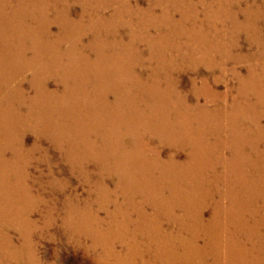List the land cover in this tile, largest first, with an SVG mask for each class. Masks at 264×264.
<instances>
[{
    "label": "bare ground",
    "instance_id": "obj_1",
    "mask_svg": "<svg viewBox=\"0 0 264 264\" xmlns=\"http://www.w3.org/2000/svg\"><path fill=\"white\" fill-rule=\"evenodd\" d=\"M183 1L186 9L194 10L192 13L183 12L185 21H201L210 26L244 21L237 10L224 8L225 0H215L220 4L218 9L213 3L209 5L208 0L207 3L205 0ZM120 4L131 13L130 20L138 13L128 10L132 6L127 0ZM199 4L203 6L201 10ZM161 5L152 3L149 7L153 10ZM50 10H59L58 1L0 0V264H7L9 259L19 261L18 249H21L14 241V235L10 231L5 234L2 229L11 227L19 231L21 223L37 227L28 212L32 205H39V200L34 202L31 198L26 201L34 192L28 185L30 175L24 163H29L26 155L39 151L47 156L49 149L59 151L63 159L84 177V183L92 186L88 190L91 195L96 194L99 199L104 195L110 197L112 194L113 198L122 195L124 201L127 200L122 203L112 200L116 204L115 211L102 204L101 211L107 214V220L101 214L94 217L83 211L78 214L79 219L67 220V217L61 216L63 226L71 229L70 239L77 246L83 247L86 241L85 249L99 251L100 256L92 258L94 264H202L196 255L208 253L211 241L217 238L216 234H212L215 230L208 229L203 246L195 239L185 240L184 232L189 229V221H193L190 225L192 230L204 222L202 214L209 206V200L215 199L205 176L209 168L215 171L223 166L237 174L231 182H227L224 174L217 173L209 181L219 184L224 181L219 187L221 198L231 203L227 208L238 206L243 213L238 212L240 217L230 224L233 225L230 229L233 235L224 232V237L233 238L234 232L245 231L249 232L250 239L256 236L255 231H259L255 228L257 222L264 226V215L261 220L254 221L251 210L256 197H259L258 179L264 183V170L258 168L261 162L264 164V79L262 83L257 81L258 65H251L250 74L245 73L244 79L241 71L235 73L242 84L240 96L233 94L234 101L228 102L231 89L226 88L222 96L226 101L223 108L226 119L222 122L219 109L213 111L208 105L216 103L215 95L206 100L208 104L197 101L192 105L188 102L187 92L181 89V81L174 75L176 69L166 66L161 59L163 51L158 49V43L151 39L149 42L135 41L141 38L136 34L127 39L122 33H117V24L98 22L100 15L96 19L91 17L96 24L89 31L95 39L90 44H84L82 39L75 43L70 40L67 25L61 23V27L57 25L59 30H54L53 25L59 23V19H49ZM94 12L97 11L90 10V13ZM165 13L156 21L152 18L155 16L153 11L146 13L145 19L139 13L136 17L148 31L153 29L161 34L163 27L169 23ZM200 13L204 16L201 17ZM246 14L245 20L252 22L251 14ZM261 30L260 26V33ZM227 31L223 28L224 34ZM201 33L203 36L198 38H203L201 43L205 45L204 41L211 37L209 33L212 32L204 29ZM227 39L226 36L222 40L223 50L226 46H237V42L233 43L234 39L229 42ZM126 40L130 43L125 44ZM218 40L221 42V39ZM139 43L146 46L147 56L142 52L143 46L139 48ZM229 48L227 55L232 58ZM115 54L128 58L129 64L118 57L112 59ZM242 55L239 60L245 61L246 57ZM261 65L264 70V63ZM163 83L167 89L162 88ZM29 137L32 144L28 142ZM43 142L48 143L49 149ZM226 150L230 151V156ZM214 153H218L217 161L210 164L207 156H214ZM44 159L50 161L47 157ZM250 167L253 174L248 173ZM155 172L160 174L157 182L151 180ZM10 176H13L14 182L9 181ZM138 199L142 201L137 204L135 200ZM219 201L214 206L215 214L211 220L218 229L217 224L222 222L218 217ZM136 204L138 208H135ZM51 205L50 217L45 220L49 227L58 220L54 217L58 207ZM147 205L152 206L153 213L155 210L164 212L168 220L176 222L178 231L165 233L161 225L160 234L150 231L154 216H147ZM127 206L135 208L138 213V233H145L147 243L152 245L149 255L141 252L138 244L126 243L131 217L128 216L129 220L122 223L127 230L117 231L113 225L117 216L126 212ZM177 208L182 210L178 216L175 214ZM255 211L257 213L258 210ZM231 217L227 218L234 221L236 216L233 213ZM249 221L255 224L247 225ZM112 231L123 236L119 240L121 248L109 243ZM229 246L233 248L234 241ZM229 246H226L227 251L231 250ZM255 258L259 263L263 262L264 253L259 252ZM244 262L252 260L244 259Z\"/></svg>",
    "mask_w": 264,
    "mask_h": 264
},
{
    "label": "rangeland",
    "instance_id": "obj_2",
    "mask_svg": "<svg viewBox=\"0 0 264 264\" xmlns=\"http://www.w3.org/2000/svg\"><path fill=\"white\" fill-rule=\"evenodd\" d=\"M52 1L53 2L58 1V8H59L58 11L50 10V12L48 13L49 19L52 20V19H55L56 17L59 19V23H55L56 25L54 24L53 28L54 30L56 29L55 31H58L59 30L58 26L61 27V23L67 25L69 37L72 42L76 43L78 39L80 40L82 39V42L84 44H90V42H92L95 39V37H93L94 35L91 34L89 29L93 25L96 24L94 23L95 21H92L91 17H95L96 19L100 15L101 17L98 20V22L104 21L105 23L106 21L104 25L117 24L118 29H119L117 30L118 31L117 33L119 35L122 33L121 35L126 36L127 39L129 38L131 39L133 37V34H136L138 37H141V38L137 37L138 39H134L135 41L143 40L144 42H149V39H151L154 43H158L159 44L158 49L163 51L161 53V59L164 61L166 66L176 69V72L174 73V75H177V77H179V80L181 81V84H180L181 89L187 92L188 100H189L188 102L192 105H195L197 101L201 102L202 104H208L206 102L208 100H211V98L215 95L216 103H210L208 105L213 111L216 109L217 110L219 109L220 114H221L220 119L222 120V122L226 119L225 110L223 109L226 106V103H225L226 101L222 99L224 97L223 93L226 92L228 88L231 89L230 90L231 95L228 98L229 101L227 100L228 102L234 101L233 94L240 96V86L242 84H240L241 82L239 80V76L235 77L236 76L235 73L241 71L242 73L241 75L244 79L246 74H250V69H249L250 66L258 65L257 67L258 74L256 77L257 81L260 80L261 82H258V83H262L264 79V70L261 68L262 67L261 63H264V56H263L264 55V30H263L264 29V21H263L264 20V7H263L264 0L263 1L262 0H254V1L252 0H242V1L241 0H234V1L225 0L224 8L230 9L231 11L237 10L241 16V19L244 21L242 23H232V24L231 23H226V24L219 23V25H216V26L214 25L210 26L208 23H203L201 21L197 23H195L194 21H185L182 15L183 12L185 11V13H187L188 11L189 13H192L194 12V10L193 8L186 9L182 4V2H184L183 0H127L128 3L132 6V8L129 7L128 10L130 9L131 11V9H133L132 11L134 13L138 12L143 19H145L146 13L153 11L155 16H152V18H154L156 21V20H159L161 18L160 16L166 12L165 16L166 15L167 16L165 18L169 20V23L167 26L163 27L164 31L162 30L161 34L153 29L148 31L145 25L138 22V17H136L138 13L136 14V16L132 17V20H130L131 13L129 11H126L125 8L123 9L122 4H120V2L123 0H114L115 2L113 0H52ZM198 1L199 0H194V2H198ZM152 3L154 4L159 3L163 5L155 7L152 10L149 7ZM205 3H207L206 0H205ZM208 3L209 5L213 3L215 5L214 8L216 9H218V6L220 7V4L215 0H208ZM41 7H42V11H44V4ZM202 7L203 6L200 5L198 8L201 10ZM91 9H94L97 12L90 13ZM245 11L251 14L250 17L252 18V22L245 20L247 18V14ZM201 13H200L201 17L204 16ZM204 13L206 14L205 10H204ZM106 17L107 18L110 17V18L105 19ZM171 19L175 20V22L171 21ZM171 22H173L174 25ZM119 25L120 27L122 26L124 30L120 28ZM260 26L262 29L261 33H260ZM223 28H226L228 30L226 34L223 33ZM204 29L205 30L209 29L212 32V33H209L210 34L209 36L211 37H208V40L204 41L206 43L205 45L201 43L203 42V38L201 39L198 38V36L199 37L203 36L201 32H203ZM237 29H240V30L237 31ZM70 30H71V33H70ZM226 36L228 38L226 40L227 42L231 41L232 39H234L233 40L234 42L232 41L233 43L237 42V46L234 45L236 48L234 46L230 48L226 46L225 50H223V46H221L223 43L222 40L224 41ZM218 39H221V42H219ZM124 43L128 44L130 43V40H126ZM138 46L139 48L143 46L141 49L145 56L149 54L148 50L146 51V46L140 43L138 44ZM228 48L231 51L232 58H229L228 57L229 55H227ZM165 49L167 50V52L165 51ZM241 55L243 57L244 56L246 57L245 59L246 63L245 61H243L244 59L239 60L242 58L240 57ZM92 57H94L93 54H92ZM115 57H118L121 59V61H124L126 64H129L128 58H125L123 55L119 56V54H115L111 56L112 59H115ZM254 61H255V64H254ZM125 75L128 76L129 75L128 72H126ZM126 81L129 84H131L130 79L126 78ZM163 85L164 87L162 86L161 87L163 89H167L165 83H163ZM240 99H242V97ZM257 112H260V111H257ZM252 115L256 116L254 114ZM30 137H29L28 142L29 144H32V138ZM43 144L46 145V147L49 149L48 143L43 142ZM226 151H227V155L230 156V151L229 150H226ZM217 155L218 153H214V156L208 155L207 162L210 164H213L214 162H216ZM26 157H28L26 160H28L29 163L25 162L24 166L26 167V170H27L26 172L28 173V175H30L28 178L30 180L28 181L29 184L26 183L25 185L28 184L29 186H31L32 192H34V195L32 194L31 196L28 197L27 200L26 199L24 200L28 202L31 198L34 199V202L39 200V205L37 206L32 205L33 207H31V210H29L28 212L30 218H32V220L37 223V227H30L25 223L24 224L21 223V226H19L20 228L19 231H16L15 228H11V227H8L7 229L5 227L2 229V231L5 234L10 231V233L14 235V241L19 246L18 248L22 249V250L18 249L20 260L14 261V260L9 259L7 261V264H10V263L11 264H22V263L23 264H27V263L33 264L35 262H36L35 264H94L92 263V258L96 257L97 255L100 256L99 251L97 253L96 251L95 252L93 250L91 251V248L85 249V244L87 243L86 241L83 247L77 246L74 240L70 239L71 229L63 226V220L61 219V216L63 215L62 217H67V220L68 219L74 220V219H77L78 218L77 216H79L78 214L82 213L83 211V212H89L94 217H96L97 214L99 215L101 214V216L107 220L108 218L107 214L104 211H101L102 204L108 206L111 209V211L113 210L115 211L116 204H114L112 200L114 201L116 200V202L122 203L124 201L123 196L118 195L116 198H113L114 195L111 194L110 197H108L107 195H104L102 196V199H99L96 194L91 195L88 192V190L92 189V186L90 184L84 183V180H82L84 179V177L81 176L78 171L74 170L71 167V165L67 161H65V159H63L62 154L57 150L49 149L47 156L43 152L40 153L39 151H37L33 154L31 153L29 155H26ZM45 157L50 159V161L49 160L45 161L44 159ZM222 167L223 166L219 167L220 169H217L215 171H214V168H209V170L208 169L206 170L207 172L205 171L206 172L205 176H207L206 180L208 184H210V187H209L211 189L210 192L213 194L215 199L209 200V206L205 208L202 214L204 222L200 225L198 224L195 230H192L190 226L193 223V221L188 222L189 225L187 226L189 229H185V232H184L185 240L195 239L200 246H203L205 244V238L207 236L208 229H212V230H215L212 232V234L213 233L216 234L217 238L211 241L209 249H208V253L206 255H196L199 262L201 263L203 262L202 264H205V261H206V264H245L244 259H249V260H252V262L246 263V264H251V263L264 264L263 263L264 260L263 262L261 261V263H259V260L255 258V256L258 255L259 252L262 251L264 253V226L262 227L259 222H257V225L255 226L257 230L259 228V231H255L256 236L258 238L254 236L252 239H250L249 232H246V231L244 233L234 232L233 238H230L228 236L230 234L233 235V233H230L231 226L233 225H230V224L238 220V217H240L239 213H242V210H241V207L238 208V206H234V207L232 206L231 208H227L231 205V203H229V200L227 201L223 197L221 198V195L219 194V187L220 185L222 186V183L224 184V181H221L220 184L216 183V181H211L209 183L210 180L214 179L215 173H217L218 175L224 174L227 178V182H231L234 180L233 178L237 177L236 173H232L231 170L228 171L227 169H225L224 167L222 168ZM258 168L264 170V164L261 162ZM249 169L250 170L248 171V173L253 174L251 170L252 167H250ZM237 171H240V170L238 169ZM240 175L238 176L240 177ZM12 177L13 176H10L9 181L14 182V178ZM159 179H160V174L158 172H155L153 177H151V180L155 182H157ZM238 180L236 182H238ZM258 183H259V187H258L259 190H258L257 195H259V197L258 198L256 197L255 201L253 202L255 203V205L251 206L252 208L251 210L253 213L252 219L254 221L261 220V217L264 215V183H262L260 178L258 179ZM54 184H56L57 186H55ZM61 187H64V189H62ZM192 189L194 190L195 187H192ZM41 195L45 199H43ZM48 201H50V203ZM135 201L138 204L140 203V201H142V199H138ZM179 201H181V199ZM217 201H219V204H220L219 210H218L220 214L218 217L222 221L221 224L219 223L217 224L220 230L216 228L217 227L216 225H214L216 223L214 222L211 223L213 215L215 214L214 206L217 205L218 203ZM124 202H127V200H125ZM51 204L55 207H58L59 209L57 208V213L56 215H54V217L56 216L55 218L58 220L49 227L46 225L45 220L49 219L47 217H50L49 206ZM137 204L135 208H138ZM146 207L148 210L147 216L149 217L150 215L154 216L153 222H152L153 230L151 226L150 231H152L155 234H160L161 232L159 231L161 230H160L159 225L162 226L163 232L165 233L170 232L172 230L178 231L177 223L176 222L174 223L173 220H168L164 212H157V210H155V212L153 213L154 210L151 205H147ZM253 207H258L259 209H256ZM32 208H34L35 210ZM135 208L132 209L131 207H128L126 212L121 213L120 215L117 216L113 225L115 228H117V231L119 229H120L119 231L127 230V228H124L122 226V223L129 220L128 216L131 217L132 220L130 221V224L127 230V233L128 232L130 233L127 234V239H125L126 243L127 245L133 244V243L135 245L138 244L139 250L143 252L145 255L147 254L149 255V253L152 251V245L150 243H147L148 239L146 236H144L145 233H138L139 225L136 223V220L139 216H138V213L136 214ZM177 209L178 210H176L175 214L178 216V214L182 213V210L181 208H177ZM255 210H258L257 213L259 211L260 212L257 214ZM233 213L236 216L233 218L234 221L227 218V217L232 218L231 215ZM247 216L251 218L249 214ZM225 217L228 219V221L226 220ZM177 218L179 219V217ZM89 221L91 222V220ZM172 222L174 223V225ZM263 222H264V219H263ZM249 224L254 225L255 222L249 221L247 225ZM224 232L225 233L227 232L228 234L227 236H225L226 238L224 237ZM111 236L112 237L109 238L111 242L109 241V243L113 244L114 246L118 248H121L120 246L121 244L119 240L121 239L120 236L122 235H120L119 232L113 234V231H112ZM141 238H144V239H141ZM223 240L225 241L227 240V241L225 242ZM232 241H234L233 248L229 246V244H232ZM25 243H27V245H24ZM227 245L230 247L231 250L229 251L226 250ZM23 255L26 257H24Z\"/></svg>",
    "mask_w": 264,
    "mask_h": 264
}]
</instances>
